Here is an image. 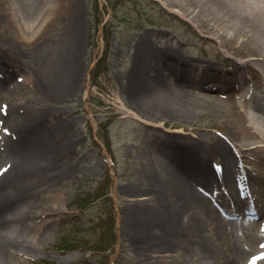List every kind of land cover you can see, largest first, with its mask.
<instances>
[{"label": "rangeland", "instance_id": "1", "mask_svg": "<svg viewBox=\"0 0 264 264\" xmlns=\"http://www.w3.org/2000/svg\"><path fill=\"white\" fill-rule=\"evenodd\" d=\"M76 1L80 6L79 73L73 91L66 97L55 96L47 87L46 70L63 42L65 28L71 27L67 20L71 7L44 33L40 30L57 8V0H10L9 14H2L0 9V106L7 105V112H0V153L11 142L13 127L4 122V117L8 121L7 117L25 114V118L35 119L44 110L40 127L53 128L59 142L69 146L54 159L55 168L71 169L55 184L30 192L32 204L20 210L13 226L25 249L11 250L2 264H202L188 254L190 249L186 247L152 251L147 239L129 226L126 216L135 203L140 205L142 198L149 196L139 192L131 197L121 190L157 189L149 179L150 160L145 157L154 136L161 143L174 138L206 145L220 132H228L239 111L228 96L233 80L228 77L210 88L202 71H163L168 82L178 78L185 86L181 105L189 113L185 118L164 116L161 104L138 102L130 87L134 62L131 45L139 34L151 31L157 46L179 47L182 55L222 70L226 66L223 57L240 60L237 54L248 51V44L236 48L229 41L222 47L207 36L206 27L188 24L157 0ZM27 4L29 13L24 11ZM208 95L218 96L209 98L214 102L211 106L207 104ZM162 105L163 110L171 108ZM254 163V168L248 165L250 169H245V179L255 203L264 202V180L258 176L264 160L255 158ZM237 189L236 183L215 181L203 190L206 202L207 198L211 201L209 207L228 224L223 232L230 243H220L222 233L216 229V222L202 226L201 231L207 242L218 244L222 258L228 256L236 264H254L251 257L264 252L263 213L254 218L243 212L252 202L241 191L239 198L244 204L236 207ZM235 240L244 250L250 249L237 258L230 256L229 248Z\"/></svg>", "mask_w": 264, "mask_h": 264}, {"label": "bare ground", "instance_id": "2", "mask_svg": "<svg viewBox=\"0 0 264 264\" xmlns=\"http://www.w3.org/2000/svg\"><path fill=\"white\" fill-rule=\"evenodd\" d=\"M157 1L180 14L188 24L206 27L207 36L216 39L222 47L230 41L236 48L248 44V51L238 52L240 60L225 55L223 59L226 66L219 70L210 62L182 55L179 47L167 44L157 46L152 40L154 33L151 31L134 38L131 45L134 62L129 84L136 92L134 95L138 102L145 105L161 104L163 109L165 106L162 104L170 105L169 110L162 109L164 116L187 117L189 113L183 111L181 105L185 86L178 78L170 83L162 76L163 71L182 68L193 72L202 71L207 77V84L211 83L210 88L217 87L230 77L233 80L232 93L228 96L236 102L239 111L235 112L237 116L229 131L225 134L220 132L206 145L197 140L187 142L174 138L162 140L161 143L154 136L150 142L151 148L145 149V157L150 160L147 171L152 176L149 179L157 189L121 190L131 197L137 196L139 192L149 196L142 200L134 199L141 200L140 205L135 203V208L126 212L127 223L142 238L147 239L148 247L156 253L164 252L172 246L186 247L190 249L188 254L199 263L236 264L228 256L222 258L218 244L207 242L202 235V226L209 227L216 222V229L222 233L219 234L220 243H230L229 236L223 232L228 224H224L219 214L209 207L211 201L207 198L206 202L203 190L206 187L208 190L215 181L226 185L236 183L239 188L234 191L236 207L241 208V192L254 200L245 179V169H250L248 165L252 168L256 166L255 158L264 160V0ZM10 5V0H0L1 13L9 14ZM70 7L72 12L67 20L71 27L65 28L63 42L54 51L55 56L46 70L49 75L47 87L57 97L69 95L78 78V2L57 0V8L47 17L40 30L44 33L51 22L58 15H66ZM24 11L29 13L28 4ZM208 91L213 92L211 89ZM215 97L218 98L207 96L209 106L214 103L209 98ZM45 113L44 110L39 111L35 119L25 118V114L7 117L8 121L4 117V122L12 123L13 127L11 142L0 153V169H4L0 171L1 264L11 250L25 249L18 239V230L13 226L19 220L20 210L32 204V198L28 196L30 192L41 186L53 185L71 173L68 166L60 167L59 170L55 168L54 159L67 152L69 146L59 142L53 128L40 127ZM258 176L264 180V167ZM253 210L256 214L264 213V202L254 203ZM235 241L229 247L230 256L237 258L250 250H244L243 244ZM257 264H264V258L258 260Z\"/></svg>", "mask_w": 264, "mask_h": 264}, {"label": "snow or ice", "instance_id": "3", "mask_svg": "<svg viewBox=\"0 0 264 264\" xmlns=\"http://www.w3.org/2000/svg\"><path fill=\"white\" fill-rule=\"evenodd\" d=\"M0 112H7V105H3V106H0ZM0 123H2V121H0ZM5 132H8V129L5 128L4 129ZM0 171H4V169H0Z\"/></svg>", "mask_w": 264, "mask_h": 264}]
</instances>
